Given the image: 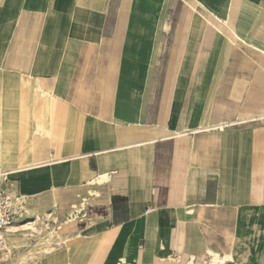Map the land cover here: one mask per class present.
<instances>
[{"label": "crops", "instance_id": "crops-1", "mask_svg": "<svg viewBox=\"0 0 264 264\" xmlns=\"http://www.w3.org/2000/svg\"><path fill=\"white\" fill-rule=\"evenodd\" d=\"M114 2L0 0V186L81 202L32 264H264V107H214L264 97V0H176L164 46L113 50Z\"/></svg>", "mask_w": 264, "mask_h": 264}, {"label": "rangeland", "instance_id": "rangeland-1", "mask_svg": "<svg viewBox=\"0 0 264 264\" xmlns=\"http://www.w3.org/2000/svg\"><path fill=\"white\" fill-rule=\"evenodd\" d=\"M121 1V5L118 8L119 0H115L111 4L114 9L109 12V21L114 23L110 27V48L115 50L126 46L129 48L152 46L155 41L151 37L155 36L156 32H159L160 46H164L167 36L164 26L170 24L172 21L171 18L176 0ZM194 4L187 5V7L184 6V12L187 11L195 15L200 10L203 13L207 12L206 8L198 7ZM216 22L213 21L215 27L217 26ZM135 38L138 39L135 40ZM129 39L131 40L129 41ZM99 48L102 49L103 46L100 45L94 48V50ZM127 59L130 61L131 59H135V57ZM162 62L166 63L167 61L163 60ZM133 64L135 63L130 62V67ZM167 73L168 71L165 75L166 79ZM144 75L147 86L146 90L148 91L150 73L145 71ZM256 78L259 81L251 84L249 92L252 91L251 93L260 97L264 94V72L258 74ZM168 89L166 81V87H164L163 91H168L169 94L170 91ZM214 105V107H225L231 113L244 106H255L256 110H258V107L261 109L264 107V97L253 99L242 98L240 101L221 100L220 102H214ZM8 194L12 197L15 206L18 207L19 213L14 222L8 227V230L2 233L3 241L0 244V264H32L37 262L42 255L54 252L55 249L62 246V243L71 242L67 238H64V235L69 232L68 229L71 223L76 225L79 221L80 213L78 211H76V214H73L75 215L73 218H70L69 215L70 212H75L74 205H81L79 196L70 193L71 197H69L64 190H60L54 192L57 199L55 203L42 202L40 205H34L35 201H27L26 198H23L25 202L21 204L20 200H17L19 197L17 198L10 192Z\"/></svg>", "mask_w": 264, "mask_h": 264}, {"label": "built area", "instance_id": "built-area-1", "mask_svg": "<svg viewBox=\"0 0 264 264\" xmlns=\"http://www.w3.org/2000/svg\"><path fill=\"white\" fill-rule=\"evenodd\" d=\"M18 213V207L13 203L12 197L0 186V232L8 230Z\"/></svg>", "mask_w": 264, "mask_h": 264}, {"label": "bare ground", "instance_id": "bare-ground-1", "mask_svg": "<svg viewBox=\"0 0 264 264\" xmlns=\"http://www.w3.org/2000/svg\"><path fill=\"white\" fill-rule=\"evenodd\" d=\"M1 178L3 177V174L0 176ZM3 241L2 239V232H0V244ZM211 256H216L214 253H211ZM215 262H212V264H214Z\"/></svg>", "mask_w": 264, "mask_h": 264}]
</instances>
